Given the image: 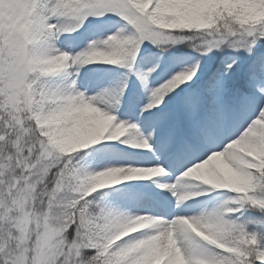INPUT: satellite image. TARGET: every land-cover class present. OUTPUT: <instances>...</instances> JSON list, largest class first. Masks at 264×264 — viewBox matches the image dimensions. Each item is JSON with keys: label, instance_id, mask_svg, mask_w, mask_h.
Masks as SVG:
<instances>
[{"label": "snow or ice", "instance_id": "snow-or-ice-1", "mask_svg": "<svg viewBox=\"0 0 264 264\" xmlns=\"http://www.w3.org/2000/svg\"><path fill=\"white\" fill-rule=\"evenodd\" d=\"M0 264H264V0H0Z\"/></svg>", "mask_w": 264, "mask_h": 264}, {"label": "rangeland", "instance_id": "rangeland-1", "mask_svg": "<svg viewBox=\"0 0 264 264\" xmlns=\"http://www.w3.org/2000/svg\"><path fill=\"white\" fill-rule=\"evenodd\" d=\"M72 34L65 33L63 34L60 39L57 41V46L63 48L64 50H68L66 45L70 43V40H66L65 37H70ZM145 43H148L147 41ZM151 48V45H149ZM78 50V49H77ZM194 49L186 47L185 45H177L176 48L172 49L171 52L175 55H191L194 53ZM94 65L88 64V65H69L68 68H66L62 73L57 74L55 77H51L50 79H54L57 81H61L63 83H68L72 78L77 79V84H80L84 78L91 76L92 74L87 72L88 69L93 68ZM104 67H114L111 65H104ZM119 67V66H116ZM124 71V69L121 68V73ZM120 78V77H117ZM84 90V89H81ZM130 147V145L128 146ZM137 151H141V149H136ZM153 180L157 179L156 177L151 178ZM188 181H192L193 183H198L194 181V178L191 177H185L183 178ZM122 183H130V182H122ZM115 187V186H113Z\"/></svg>", "mask_w": 264, "mask_h": 264}, {"label": "clouds", "instance_id": "clouds-1", "mask_svg": "<svg viewBox=\"0 0 264 264\" xmlns=\"http://www.w3.org/2000/svg\"><path fill=\"white\" fill-rule=\"evenodd\" d=\"M123 131H124L123 129H121V128H117V129L115 130V134H116V135H119V134H121Z\"/></svg>", "mask_w": 264, "mask_h": 264}]
</instances>
